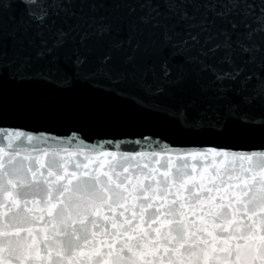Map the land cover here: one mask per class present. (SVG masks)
<instances>
[{
    "label": "snow or ice",
    "instance_id": "snow-or-ice-1",
    "mask_svg": "<svg viewBox=\"0 0 264 264\" xmlns=\"http://www.w3.org/2000/svg\"><path fill=\"white\" fill-rule=\"evenodd\" d=\"M0 264H264V0H0Z\"/></svg>",
    "mask_w": 264,
    "mask_h": 264
},
{
    "label": "water",
    "instance_id": "water-1",
    "mask_svg": "<svg viewBox=\"0 0 264 264\" xmlns=\"http://www.w3.org/2000/svg\"><path fill=\"white\" fill-rule=\"evenodd\" d=\"M108 109H100V111H107ZM17 126H20L24 131H31L33 134H38L40 131H44L48 135L70 136L72 131L77 127L83 131L80 133L81 138L85 143H100L105 139H112V145H106L109 150H115V143L120 140H136L143 139L141 136H104L98 134V127L95 122L77 119L72 116H66L60 119L47 118L41 114H28L21 116L14 122ZM138 131H144L145 134H149L151 129H137ZM153 139L160 140L161 143H168L170 147L174 148H189V147H206L212 146L208 141L192 137V136H179L176 134L169 135L166 139L160 137H153ZM140 146L137 145H121V150H139ZM232 150H251V149H232Z\"/></svg>",
    "mask_w": 264,
    "mask_h": 264
}]
</instances>
